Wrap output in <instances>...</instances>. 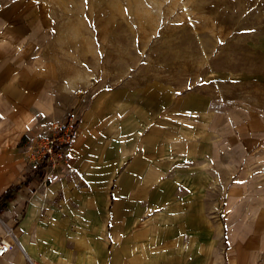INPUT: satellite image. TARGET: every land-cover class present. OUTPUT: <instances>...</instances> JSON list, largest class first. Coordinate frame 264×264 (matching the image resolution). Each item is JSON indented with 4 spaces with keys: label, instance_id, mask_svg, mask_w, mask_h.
<instances>
[{
    "label": "rangeland",
    "instance_id": "374dc122",
    "mask_svg": "<svg viewBox=\"0 0 264 264\" xmlns=\"http://www.w3.org/2000/svg\"><path fill=\"white\" fill-rule=\"evenodd\" d=\"M70 116L87 156L63 179L107 168L121 235L264 261V0H0V152Z\"/></svg>",
    "mask_w": 264,
    "mask_h": 264
},
{
    "label": "crops",
    "instance_id": "0c3cea01",
    "mask_svg": "<svg viewBox=\"0 0 264 264\" xmlns=\"http://www.w3.org/2000/svg\"><path fill=\"white\" fill-rule=\"evenodd\" d=\"M81 135L68 153L74 160L84 162L87 147ZM23 153L18 166L12 148L0 152V196L8 195L0 199V236L12 228V246L0 257V264H264L255 261L256 245L245 242L231 245L224 258L215 259L213 245H200L196 239L188 244L156 242L154 238L151 242L150 228L143 222L137 230H121V235L118 218L128 221L136 217L134 212L123 217L107 210L113 205L107 168L87 165L89 170H74L66 179L41 184L26 166L29 153L28 160L27 153ZM74 167L71 164V170ZM94 168L102 170V174L94 173ZM86 172H91L92 177L87 178L94 190L81 198L72 190L70 184L74 181L70 182V177H86ZM143 181L141 190L131 193L142 199L141 204L153 203L155 199L148 192L150 183ZM173 231L177 234V230ZM245 234V229L238 232Z\"/></svg>",
    "mask_w": 264,
    "mask_h": 264
},
{
    "label": "built area",
    "instance_id": "2783aa9c",
    "mask_svg": "<svg viewBox=\"0 0 264 264\" xmlns=\"http://www.w3.org/2000/svg\"><path fill=\"white\" fill-rule=\"evenodd\" d=\"M76 130L73 116L45 137L35 139L28 147L30 172L39 177L41 184L59 180L71 171V157L68 148L72 144ZM12 228H7L0 236V257L12 246Z\"/></svg>",
    "mask_w": 264,
    "mask_h": 264
},
{
    "label": "trees",
    "instance_id": "16d2710c",
    "mask_svg": "<svg viewBox=\"0 0 264 264\" xmlns=\"http://www.w3.org/2000/svg\"><path fill=\"white\" fill-rule=\"evenodd\" d=\"M7 196H8V195L5 193V194H3V195L0 196V199L3 200V199H5V198H7Z\"/></svg>",
    "mask_w": 264,
    "mask_h": 264
}]
</instances>
